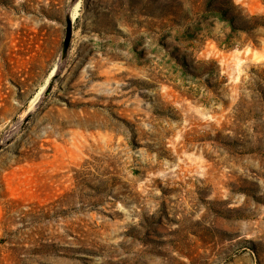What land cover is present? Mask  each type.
<instances>
[{"label": "rangeland", "instance_id": "rangeland-1", "mask_svg": "<svg viewBox=\"0 0 264 264\" xmlns=\"http://www.w3.org/2000/svg\"><path fill=\"white\" fill-rule=\"evenodd\" d=\"M0 264H264V0H0Z\"/></svg>", "mask_w": 264, "mask_h": 264}, {"label": "water", "instance_id": "water-1", "mask_svg": "<svg viewBox=\"0 0 264 264\" xmlns=\"http://www.w3.org/2000/svg\"><path fill=\"white\" fill-rule=\"evenodd\" d=\"M72 31H73V16H68L67 25H66V34L64 37V45H63L64 54L67 52V49L69 48L72 37Z\"/></svg>", "mask_w": 264, "mask_h": 264}, {"label": "bare ground", "instance_id": "bare-ground-1", "mask_svg": "<svg viewBox=\"0 0 264 264\" xmlns=\"http://www.w3.org/2000/svg\"><path fill=\"white\" fill-rule=\"evenodd\" d=\"M73 16H75L78 13V4L76 5V7L73 9Z\"/></svg>", "mask_w": 264, "mask_h": 264}]
</instances>
